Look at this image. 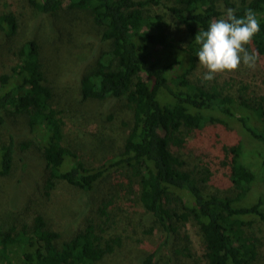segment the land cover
<instances>
[{
	"label": "trees",
	"instance_id": "1",
	"mask_svg": "<svg viewBox=\"0 0 264 264\" xmlns=\"http://www.w3.org/2000/svg\"><path fill=\"white\" fill-rule=\"evenodd\" d=\"M28 2L42 14H55L65 7L91 15L110 49L83 76V98H125L133 120L122 151L99 167H86L64 143L63 122L52 102L53 89L45 77L39 45L27 42L16 54L17 64L0 75V176L10 173L16 157L14 136L1 139L7 115L26 116L48 166V194L61 182L91 192L114 170L126 171L130 194L137 184L141 207L168 237L178 232L174 224L185 228L192 223L201 234L206 264H255L260 240L253 225L264 223V194L255 201L248 198L252 188L264 182V96H235L192 77L199 62L195 36L227 8L236 9L238 17L247 9L257 14L260 33L251 47L264 57V0L234 4L228 0ZM0 25L13 35L17 19L12 13H0ZM173 26L183 30V40L174 38ZM230 120L261 149L253 153L255 149L247 150L241 142L224 146L230 188L208 192L210 177L198 178L185 169L175 152L195 132L209 124L228 125ZM29 146L23 144L24 149ZM102 204L96 213L98 221L90 219L85 229L65 241L42 215L19 229L12 226L4 232L0 225V264H98L122 246L120 236L109 235L111 203ZM185 239L189 241L188 236ZM159 251L144 253L139 264H156Z\"/></svg>",
	"mask_w": 264,
	"mask_h": 264
},
{
	"label": "rangeland",
	"instance_id": "2",
	"mask_svg": "<svg viewBox=\"0 0 264 264\" xmlns=\"http://www.w3.org/2000/svg\"><path fill=\"white\" fill-rule=\"evenodd\" d=\"M0 13H12L17 19L13 35L0 25V75L9 73L17 64L16 54L25 43L35 41L47 83L53 89V105L63 122L64 143L89 168L99 167L119 154L133 120L126 99H84L82 95L83 76L110 49V42L102 40V30L95 26L91 15L65 7L55 14H42L28 0H0ZM172 31L176 40L185 38L180 27L173 26ZM249 51L254 49L250 46ZM198 64L192 77L197 83L218 85L227 93H242L250 99L264 96V57L259 54L254 69L241 65L240 71L217 75L211 82L203 81L205 70ZM27 120L26 116L7 115V128L1 132L2 140L13 135L17 145L10 173L0 176V225L4 232L12 226L19 229L42 215L49 227L61 234V240H69L85 229L90 219L98 221L97 209L106 201L111 203L108 212L113 219L109 235L120 236L122 246L98 264H139L144 253L156 248L160 250L156 264H206L198 228L192 223L185 228L174 224L178 232L168 237L141 207L137 184L133 186L134 194H130L126 171L114 170L91 192L61 182L48 194V166L33 141ZM238 142L247 150L255 149L253 153L261 149L237 122L230 120L228 125L209 124L195 132L175 154L185 162V169L198 178L210 177L206 183L208 192L226 191L230 188V167L224 146ZM25 143L30 146L24 149ZM261 194L263 181L252 188L248 200L255 201ZM253 227L260 240L255 264H264V223L255 221Z\"/></svg>",
	"mask_w": 264,
	"mask_h": 264
},
{
	"label": "clouds",
	"instance_id": "3",
	"mask_svg": "<svg viewBox=\"0 0 264 264\" xmlns=\"http://www.w3.org/2000/svg\"><path fill=\"white\" fill-rule=\"evenodd\" d=\"M259 33L260 21L252 9L238 17L236 9L227 8L223 16L213 19L207 30L195 36L200 46L198 66L205 70L203 81L211 82L217 75L238 72L241 65L254 69L258 53L249 48Z\"/></svg>",
	"mask_w": 264,
	"mask_h": 264
}]
</instances>
